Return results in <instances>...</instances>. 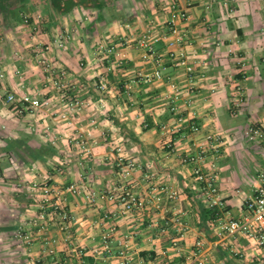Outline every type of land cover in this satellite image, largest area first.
<instances>
[{"label":"crops","instance_id":"obj_1","mask_svg":"<svg viewBox=\"0 0 264 264\" xmlns=\"http://www.w3.org/2000/svg\"><path fill=\"white\" fill-rule=\"evenodd\" d=\"M172 4L188 17L175 20L183 39L169 46ZM42 58L64 71L63 88ZM155 70L159 79L142 81ZM0 75V264H195L196 241L207 263L264 264L252 242L217 225L242 216L264 169V139L244 135L264 123V0H0ZM8 93L47 104L19 114ZM72 96L85 103L78 113L66 108ZM203 149L216 219L200 211L208 204L182 162ZM120 157L141 168L122 177ZM44 178L64 193L66 231L39 229L32 184ZM70 184L80 193L64 192ZM122 190L141 205L121 212Z\"/></svg>","mask_w":264,"mask_h":264},{"label":"built area","instance_id":"obj_2","mask_svg":"<svg viewBox=\"0 0 264 264\" xmlns=\"http://www.w3.org/2000/svg\"><path fill=\"white\" fill-rule=\"evenodd\" d=\"M171 18L168 25V33L171 35V40L168 45L173 46L180 44L182 42V35L178 31L175 20H185L188 17L186 10H179L175 4H172L171 7ZM26 21V20H25ZM65 38L63 36H58L56 39L57 45L61 48L64 47ZM139 46L146 49L149 54H152L153 49L149 44L146 37H143L138 41ZM98 52L101 53H111L113 47L105 46L103 44L98 45ZM171 57H178L177 64L186 68L188 73H192L193 66L192 64L186 63V57L184 54L179 52V54L170 52ZM40 65L43 67L44 71L50 74L51 82L57 88H63L64 80L63 75L64 71H59L55 74L54 68L50 62L46 61L44 58L40 59ZM2 75H0L1 77ZM152 78L159 79L160 73L158 70H155L150 75H143L142 81L147 83L150 82ZM100 88H103L101 85ZM240 91V90H239ZM240 93V92H239ZM241 96L236 98L235 106H239L241 102ZM5 102L10 106H13L17 109L19 114L23 112H28L37 108L41 105H46L47 100H41L37 96H32L27 93H23L20 96H16L13 93H8ZM189 102V101H188ZM85 103L82 100L72 96L66 100V108L71 113H78ZM170 111L174 114L175 121L180 122L182 117L178 106L173 103L170 107ZM189 129L197 133L199 127L194 123H189ZM245 137L249 140L264 139V123L251 124L244 131ZM208 141L211 142L214 139L213 135L207 137ZM169 150H173L170 143L167 144ZM215 147H210L213 149ZM118 148L117 150H119ZM216 150V148H215ZM203 151L196 154H188L183 157L182 162L185 164H192V173L196 182L198 183L199 190L203 196L204 201L208 204V207H213L217 204L216 200V185H215V173L211 171H204L200 167V163L203 162L204 156ZM120 166V175L122 177H129L132 172L136 169H140L141 166L138 162L130 158H119ZM258 185L256 186L253 194L250 198L245 201L244 212L242 216L238 218L228 219V220H219L217 223L219 229L226 235L231 238H245L253 243V245L260 251L262 262H264V169H262L257 175ZM39 188V198L37 201V214L36 220L39 225L40 230H46L50 225L55 224L56 227L61 231H66L70 227L72 217L64 206V193L60 191L56 186L50 183L49 178H44L43 182L37 184L33 183L32 187ZM118 189L112 187L105 194V197L113 199L115 192ZM64 192L68 193H80L79 188L76 184H70L64 189ZM88 201H93L96 197L94 192H90L85 195ZM169 197H174L173 193L169 194ZM121 201V212H128L133 210L135 207L141 205L140 200L132 193L130 190H122L119 195ZM201 247V242H195V250L192 252L189 259L193 260L195 264H220V263H207L204 260L199 259V249Z\"/></svg>","mask_w":264,"mask_h":264},{"label":"trees","instance_id":"obj_3","mask_svg":"<svg viewBox=\"0 0 264 264\" xmlns=\"http://www.w3.org/2000/svg\"><path fill=\"white\" fill-rule=\"evenodd\" d=\"M200 211L204 214V215H206V216H210V219H216L217 218V216H218V211H217V209H216V207H208V208H203V207H201L200 208Z\"/></svg>","mask_w":264,"mask_h":264},{"label":"rangeland","instance_id":"obj_4","mask_svg":"<svg viewBox=\"0 0 264 264\" xmlns=\"http://www.w3.org/2000/svg\"><path fill=\"white\" fill-rule=\"evenodd\" d=\"M215 261V260H214ZM217 261L213 262V263H216Z\"/></svg>","mask_w":264,"mask_h":264}]
</instances>
